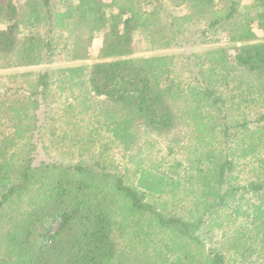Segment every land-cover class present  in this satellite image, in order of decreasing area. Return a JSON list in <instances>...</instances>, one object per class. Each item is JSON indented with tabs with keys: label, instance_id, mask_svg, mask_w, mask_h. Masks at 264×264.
<instances>
[{
	"label": "trees",
	"instance_id": "trees-1",
	"mask_svg": "<svg viewBox=\"0 0 264 264\" xmlns=\"http://www.w3.org/2000/svg\"><path fill=\"white\" fill-rule=\"evenodd\" d=\"M150 1L62 0L55 10L51 0H0V69L49 61L54 31L71 37L73 60H93L67 67L63 80L50 69L0 76V264H228L220 250L205 248L198 231L223 227L226 211L234 202L239 208L245 194L253 196L245 230L251 244L236 253L253 254L264 244V0H252L250 14L241 12V0H176L188 12L169 13L163 22L159 10L143 9ZM202 20L204 37L214 27L229 47L205 51L195 86L182 90L168 80L173 55H133L135 36L167 48ZM92 23L105 36L94 56ZM66 90L65 126L49 131L51 145L76 147L68 153L77 158L34 165L36 145L45 140L42 103L49 118ZM234 100L263 111L255 112L252 130L245 115L231 124L233 133L243 129L232 148L229 125L218 121ZM101 128L125 150L151 149L154 137L171 144L170 155L180 143L188 167L143 155L130 185L104 148L90 149L98 147ZM247 158L259 176L240 186L235 170ZM145 197H161V209Z\"/></svg>",
	"mask_w": 264,
	"mask_h": 264
},
{
	"label": "rangeland",
	"instance_id": "rangeland-1",
	"mask_svg": "<svg viewBox=\"0 0 264 264\" xmlns=\"http://www.w3.org/2000/svg\"><path fill=\"white\" fill-rule=\"evenodd\" d=\"M53 8L55 10L63 8L62 0H51ZM252 0H241L240 1V10L241 12H245L250 14L253 9L250 10L249 5ZM189 5L186 2H182L177 4L176 0H151L148 4H143L144 10H159V14L161 17V21H166L167 14H184L188 12ZM249 10V11H248ZM95 29H98L96 35L91 41V56L95 55L96 49L101 45L102 41L105 39L104 33L100 27L96 23H92ZM207 22L205 20L196 21L190 23L186 26V31L183 34V39L180 41L179 36L176 40L173 41V44L167 48H157L152 47V45H148L144 38L141 36H135L134 38V46H136L135 53L133 55H173L174 62L170 67V72L167 74L168 80L172 81L174 84V88H179L182 90H186L188 87L195 86V75L198 73L199 68L202 65L203 54L206 50L211 48H217L219 46L229 47L227 40L225 39L224 32H221L218 29L217 32L213 31L214 27L206 32V37H204L202 31L205 29ZM2 24H0V27ZM35 29V28H34ZM164 29H168L165 27ZM36 30L39 33L45 34V27L38 26ZM52 44H53V55L51 59L47 62L41 61L39 64L34 66L27 67H18V68H8V69H0V76H4L5 74H14L16 72H22L25 70H33L35 72L43 71V70H53L54 74H52V78L54 80H63L65 77V69L67 67L73 65H79L84 63H91L92 59L87 60H73L70 55V50L72 48V39L71 37H67L66 32L59 36L57 31H54L52 34ZM12 78L2 79V83L6 85H11ZM56 84V83H55ZM235 83L230 81L228 84V89H224L226 93V97H229L230 91H233L231 88ZM221 88V87H220ZM70 90H66L58 96V102L53 104V114L50 115L49 118H46L43 114L44 107L48 103H42L40 115V121L44 123V128L41 132L44 133L45 140L44 142L39 139V142L36 145V148L33 153V164L39 165L40 163H68V158H77L75 155L68 153L71 150L75 152V148H72L70 145H65L60 148L51 145V137L50 130H54L57 134L60 133L64 129L65 126V118H61V106L69 97ZM50 101V100H49ZM48 101V102H49ZM63 102V103H62ZM229 108V104L226 107H223L222 115L224 116L218 122L226 123L229 125L227 133L232 135V137L227 141V146L234 147V135L235 137L239 136L240 139L243 135V129L240 130L239 133H233L232 125L234 121L240 120L243 115L246 116L248 120H251L248 123L249 129H254L255 123L252 121L255 117V112L258 109L254 104H240L239 106L236 104L234 100L231 106V110L226 111L225 109ZM263 111V110H262ZM64 124V125H63ZM46 125V126H45ZM217 139L222 140L224 137L220 135V128L217 127ZM95 135V134H94ZM143 135V134H142ZM147 135H145L146 137ZM228 136V135H227ZM96 146L91 147L95 152L99 151V149L104 148L106 157L112 162L111 167H116V170L124 175L125 182L134 185L136 178L134 175V169L137 165L139 158L143 155H149V158L155 160H164L167 163H164L166 166L171 165L177 160L182 164V169H186L188 167L187 156L188 153L185 151V148L180 146V143L174 145L173 152L168 155L167 153V145H171L168 141H164L162 138H151L150 140L154 144V147L151 149H147L146 146L140 145L139 147L131 150H125L121 145L118 144L114 139L110 137L108 131L105 128H101L98 134L94 137ZM239 139V141H240ZM43 142V143H40ZM56 143V141H54ZM141 144V143H140ZM47 145V147H44ZM69 149H65V148ZM191 156V155H190ZM83 158V157H82ZM86 158V157H85ZM84 159V158H83ZM241 161V160H240ZM250 159L247 158L245 161L239 162L236 167V174H238V179L235 181L236 184H240V186L246 184L249 180H253L259 176V170L257 169L256 164H251ZM255 166V167H254ZM244 193V192H242ZM241 193V194H242ZM193 195L190 194L187 197V200H192ZM244 199V200H243ZM240 202V206L234 207L237 205L236 202L233 203L232 207H229L226 211L229 214L228 217H225L224 226L220 229H214L209 233V235H204L202 233L204 228H201L198 233L202 234L201 238L205 243V248H215L220 250L227 259L228 264H264V244L260 245L259 251L253 254H249L246 256H240L236 253V251L240 252L242 247L245 245H250V240L245 238V230L249 226V221L252 219L254 212L248 204L253 200V196L250 194H245L244 198ZM144 201H151L161 209L162 202L164 201L161 197H145ZM185 202L183 203V205ZM179 207V206H178ZM188 208L187 205L183 206V209ZM255 245V244H253ZM252 246V245H251Z\"/></svg>",
	"mask_w": 264,
	"mask_h": 264
}]
</instances>
